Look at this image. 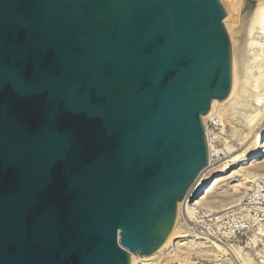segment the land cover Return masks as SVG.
I'll use <instances>...</instances> for the list:
<instances>
[{"label": "water", "instance_id": "1", "mask_svg": "<svg viewBox=\"0 0 264 264\" xmlns=\"http://www.w3.org/2000/svg\"><path fill=\"white\" fill-rule=\"evenodd\" d=\"M221 0H0V264H131L208 166L232 90Z\"/></svg>", "mask_w": 264, "mask_h": 264}, {"label": "bare ground", "instance_id": "2", "mask_svg": "<svg viewBox=\"0 0 264 264\" xmlns=\"http://www.w3.org/2000/svg\"><path fill=\"white\" fill-rule=\"evenodd\" d=\"M221 2L228 15V18L225 19L224 22L230 33L229 39L232 49V90L224 101L220 102L219 100H214L210 111L202 117V120L203 124L206 125L210 117L214 115L223 119H225L224 116H229L228 123H230L232 122L230 120L232 119L230 117H233L232 114H234L235 117V114L241 112L238 114L239 117H236L238 118L239 124H244L243 128L241 127V129H238L239 127L235 126L238 129L236 130L233 126L236 124H233L232 127H234L233 129L235 132L233 136L231 133L233 131L230 133L233 138L237 136L234 140L239 141L240 143L238 144L242 147L237 150L231 145L225 146L226 152L230 154V164H222L218 169L214 168L210 171L212 160L215 157L221 158L225 156L226 153L223 149L215 147L216 145H214L212 141L214 135L213 138H208V166L200 173L186 199L179 204L172 233L153 255L142 258L136 254H132L131 264H147L151 261L157 263L160 254L164 251L166 253L168 247L175 242L192 251L199 249L202 243L191 235L189 227L179 222L182 205L189 202V212H191L193 208H199L206 193L211 192L217 184L223 183L229 171L230 175L238 174L241 176L245 173L243 171L244 169L262 163L260 155L264 153V0H256L253 8H248L249 0H221ZM235 16L236 19L232 21V18H235ZM250 101H252L253 104L255 101L259 106L258 108L263 109L258 111V108H256L254 104L252 106L256 109L254 108V111L250 110L251 107L249 105L252 103ZM245 111L248 114L245 113L244 115ZM226 118L228 120V117ZM235 122L237 123L236 118ZM223 140L226 141L225 139ZM215 143H219L217 144L219 146L223 142L217 140ZM239 201L240 199H237L234 202L236 204L231 207L229 204V208L231 209L232 207L234 208L240 205L238 204ZM217 212H221V210ZM230 251L238 252V249L233 247ZM238 254L241 256L240 252H238Z\"/></svg>", "mask_w": 264, "mask_h": 264}, {"label": "rangeland", "instance_id": "3", "mask_svg": "<svg viewBox=\"0 0 264 264\" xmlns=\"http://www.w3.org/2000/svg\"><path fill=\"white\" fill-rule=\"evenodd\" d=\"M256 0H249L248 8H253L255 6ZM226 11V10H225ZM228 18L227 12H226V18ZM224 19V21H225ZM232 18V21H234ZM230 21V20H229ZM230 23V22H229ZM224 26L227 30L228 36L230 38V33L228 31V27L224 22ZM245 98V97H243ZM255 100L254 98H252ZM251 100V99H250ZM252 102V101H250ZM255 107L258 108L259 106L254 101ZM253 102L250 103V110H253L255 107ZM255 108V109H256ZM263 108H258L257 110L261 111ZM254 111V110H253ZM241 113V112H240ZM237 113L234 114L233 117H230L232 122H229V116H224L225 119L219 118L220 121H222V129L219 133V130H216L214 135L213 144L216 145L215 147L219 149H223L226 153L225 156H222L221 158H214L213 160V166L210 168V171L214 168H217L223 164L226 165L230 164V154L226 152L227 145L233 146L235 149L239 150L242 146H240L239 141L234 140L236 137H232L233 133L235 132L234 129L238 130L243 128L244 124H239L238 118L239 117ZM247 113L246 111L244 112ZM248 114V113H247ZM231 116V113H230ZM241 116V115H240ZM228 117V120L227 118ZM234 118V120H233ZM235 118L237 123L235 122ZM225 121V122H224ZM234 121V122H233ZM224 122V123H223ZM231 124V125H230ZM236 124V125H233ZM238 124V126H237ZM232 125L235 127H239L238 129L235 127H232ZM241 125V126H240ZM234 128V129H233ZM233 131V132H231ZM232 136H231V133ZM222 141L223 143L221 145H217L219 143H215L217 140ZM226 141H224L223 139ZM232 138V139H229ZM222 139V140H221ZM215 141V142H214ZM228 142V143H227ZM226 146V147H225ZM260 160L262 163L257 164L255 166H250L243 171L241 176L238 174L230 175V171L226 174V180L220 184H217L209 193H206L204 196V200L201 204V208H208L212 211H222V209L226 208L229 204L230 207L234 206L236 203H234L237 199H240L238 204L243 200V198L246 195V192L250 186L251 180L255 177H261L264 176V153L260 155ZM233 173V172H232ZM236 207V206H235ZM231 208V213H237L239 211V208ZM179 222L183 224V210L180 213ZM256 229L247 232V234L237 238L236 240L230 241L229 247H220L217 245V248L214 246H208V245H200L199 249H196L194 251L190 250L189 248H185L184 246L178 245L177 242L174 244L172 243L171 246H176L174 250H170L171 246L168 247L166 253L165 251L160 254L159 258L157 259L158 264H264V257L261 253L262 244L264 243V238H260L256 236L255 234ZM201 243V242H200ZM235 247L238 249V252H240L241 256L238 254L237 251L231 252L230 249Z\"/></svg>", "mask_w": 264, "mask_h": 264}, {"label": "built area", "instance_id": "4", "mask_svg": "<svg viewBox=\"0 0 264 264\" xmlns=\"http://www.w3.org/2000/svg\"><path fill=\"white\" fill-rule=\"evenodd\" d=\"M220 127H222V121L218 116L210 117L205 125L207 140L213 138V134H217L216 130H219L220 133L222 130ZM213 160L212 166L214 165ZM188 206L189 202L182 205L183 224L190 228L191 235L203 245L217 248V245L220 244L219 246L222 248L229 247L230 241L236 240L254 229H256V236L264 238V176L251 180L245 197L240 205L235 207L239 208L237 213H231L229 206L221 212L201 207L193 208L189 212ZM175 247V245L171 246L170 250H174ZM261 253L264 257V243ZM147 264L157 263L151 261Z\"/></svg>", "mask_w": 264, "mask_h": 264}]
</instances>
